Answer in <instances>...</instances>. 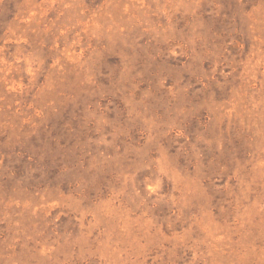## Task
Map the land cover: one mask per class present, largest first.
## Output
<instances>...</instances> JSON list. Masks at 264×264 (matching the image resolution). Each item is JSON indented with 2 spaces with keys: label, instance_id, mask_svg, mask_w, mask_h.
<instances>
[{
  "label": "rangeland",
  "instance_id": "rangeland-1",
  "mask_svg": "<svg viewBox=\"0 0 264 264\" xmlns=\"http://www.w3.org/2000/svg\"><path fill=\"white\" fill-rule=\"evenodd\" d=\"M0 264H264V0H0Z\"/></svg>",
  "mask_w": 264,
  "mask_h": 264
}]
</instances>
